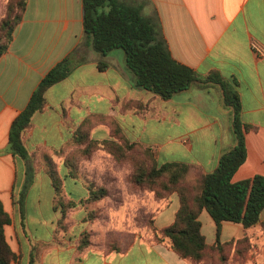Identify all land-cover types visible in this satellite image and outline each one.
Wrapping results in <instances>:
<instances>
[{
    "label": "crops",
    "instance_id": "obj_1",
    "mask_svg": "<svg viewBox=\"0 0 264 264\" xmlns=\"http://www.w3.org/2000/svg\"><path fill=\"white\" fill-rule=\"evenodd\" d=\"M124 1L140 7L144 16H159L176 60L202 77L219 71L237 83L242 120L254 129L246 133L247 159L233 182L264 176V56H258L252 47L255 44L264 51V0ZM7 2L0 0V22ZM76 49L77 59L84 62L47 90L44 110L33 116L31 128L24 132L23 141L31 157L28 163L8 150L11 125L45 75ZM100 60L109 64L107 70H99ZM130 100L149 103V110H124L123 102ZM93 116L113 118L130 143L153 148L160 165L182 162L209 174L217 169L222 155L236 146L233 109L225 104L219 84L194 83L164 100L136 87L123 50H114L105 58L94 50L91 39L85 37L82 0H28L13 40L0 57V200L12 219L5 233L18 259L11 264H30L33 254L35 264H192L167 241L154 243L145 236H135L123 250L97 245L80 252L73 231L58 234L61 210L56 208L47 156L58 165L68 200L87 199L89 179L110 183L115 179L113 159L110 175L105 173L107 180L104 174H91L90 161L82 162L83 172L76 177L65 165L68 143ZM90 137L117 140L105 123L95 124ZM61 150L62 155L55 153ZM29 178L32 181L26 188ZM24 192L21 210L18 200ZM179 207L177 194L165 205L157 204L155 226L162 229L172 224ZM86 211L84 205L72 211V222L83 220ZM200 220L207 243L214 244L215 222L207 211ZM263 223L264 211L260 223L249 229L239 223H223L222 242L248 235L256 250L253 259L243 263L230 257L227 264H264Z\"/></svg>",
    "mask_w": 264,
    "mask_h": 264
},
{
    "label": "trees",
    "instance_id": "obj_2",
    "mask_svg": "<svg viewBox=\"0 0 264 264\" xmlns=\"http://www.w3.org/2000/svg\"><path fill=\"white\" fill-rule=\"evenodd\" d=\"M85 37L91 39L94 50L102 58L114 50H123L126 66L135 76L137 88L148 90L164 100L187 90L194 83L219 84L224 91L225 104L233 109V134L236 146L222 155L217 169L205 174L199 167L182 162L160 165L157 153L151 147L130 143L122 134L116 121L108 116H93L86 119L76 130L68 143L65 165L72 177L82 173L81 164L99 151L110 154L120 164H130L133 171L128 183L133 187L154 192L158 199L169 202L177 194L180 207L172 224L162 229L150 222L154 243L167 241L172 249L192 264H227L230 257L243 262L253 259L255 247L251 237L246 235L239 240L222 242L220 239L224 222L242 224L246 229L260 223L264 211V176L233 182V177L246 162V133L254 127L242 120V103L237 91V83L230 82L219 71H212L202 77L195 69L176 60L170 50L163 32L159 16H144L138 6L124 0H82ZM28 0H8L6 15L0 22V57L8 50L14 31L26 11ZM78 49L55 65L41 80L33 92L26 108L15 118L11 125L8 150L30 162L29 152L24 144V132L31 128L32 118L46 106L45 94L53 85L65 80L72 71L84 61L77 59ZM100 71L109 64L100 60ZM124 110L146 113L149 103L138 100L123 102ZM108 124L117 140L98 141L90 137L95 124ZM62 155L64 150L56 151ZM47 173L51 177L56 194V208H61L60 230H65L68 213L90 202H98L109 197L110 189L96 180L89 179V197L75 202L65 198L63 179L57 163L51 156L46 157ZM28 169L31 167L28 164ZM88 174V173H87ZM28 179L26 188L31 183ZM25 192L18 204L23 210ZM207 211L217 226V240L214 244L206 241L202 232L200 216ZM23 215V214H22ZM12 222L0 200V264H11L18 256L12 250L5 233V227ZM264 233V223L262 224ZM93 244L84 239L78 250L85 251ZM107 250H123L126 245L114 242L107 244ZM30 264H35L34 254Z\"/></svg>",
    "mask_w": 264,
    "mask_h": 264
},
{
    "label": "rangeland",
    "instance_id": "obj_3",
    "mask_svg": "<svg viewBox=\"0 0 264 264\" xmlns=\"http://www.w3.org/2000/svg\"><path fill=\"white\" fill-rule=\"evenodd\" d=\"M110 157L111 155L104 151L97 152L90 159L92 166L89 169L94 171H90L91 174L96 177L99 174H104L103 179L107 180L105 173H108L112 167L110 159L113 158ZM113 162V176H115L113 183L99 182L109 187V197L84 205L87 207V211L81 221L73 223L71 220L72 211H70L65 221V230L59 228L62 214L58 221V234H67L73 231V235L78 238L77 247L84 239L90 240L92 246L99 245L108 248L107 244L110 242L118 245L129 244L137 235L153 237L150 222L155 216L154 208L157 204L165 205L167 201L158 199L154 192L131 186L128 183V176L133 171L132 166L126 163L120 164L114 159ZM90 172L87 173L90 174ZM108 174L110 175V173ZM252 253L255 255V247Z\"/></svg>",
    "mask_w": 264,
    "mask_h": 264
},
{
    "label": "built area",
    "instance_id": "obj_4",
    "mask_svg": "<svg viewBox=\"0 0 264 264\" xmlns=\"http://www.w3.org/2000/svg\"><path fill=\"white\" fill-rule=\"evenodd\" d=\"M254 51L258 54V56H264V51L262 49H260V47H258L257 45H252Z\"/></svg>",
    "mask_w": 264,
    "mask_h": 264
}]
</instances>
